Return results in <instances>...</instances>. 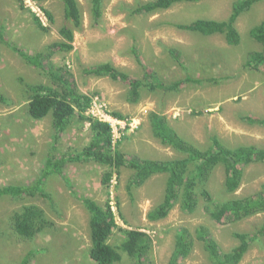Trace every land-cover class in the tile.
Instances as JSON below:
<instances>
[{
	"label": "rangeland",
	"instance_id": "1",
	"mask_svg": "<svg viewBox=\"0 0 264 264\" xmlns=\"http://www.w3.org/2000/svg\"><path fill=\"white\" fill-rule=\"evenodd\" d=\"M92 0H78L82 28L75 31L74 49L56 52L51 61L69 70L81 92L92 96L86 110L88 119L121 113L124 128L114 127V147L128 157L170 161L184 157L172 147L163 145L153 136L150 113L165 115L171 126L187 140L202 148L211 146L217 136L227 147L254 145L264 148V126L250 124L244 118H264V65L255 69L249 62L251 52L264 45L250 35V30L264 20V0L243 12L236 22L240 44L229 45L223 35L203 36L179 29L175 24L206 18L226 20L237 0H201L180 3L169 10L151 15L133 14L132 10L148 0H103L102 17L96 22L91 12ZM52 14L53 21L48 19ZM39 13V14H37ZM36 15L47 27H37ZM0 25L6 39L20 49L35 54L60 41V29L71 26L64 17L60 0H0ZM180 53L179 63L171 54ZM138 53L143 68L135 59ZM112 62L131 78L143 80L145 71L153 73L151 84L171 85L187 76L202 79V84L184 83L178 90L142 88L138 103L130 102V85L109 77H95L84 69ZM51 85L50 78L25 63L7 46H0V187L30 185L39 177L49 155L73 156L90 142L88 121L75 118L71 126L57 136L51 115L41 121L31 119L27 112L25 84ZM93 104L95 109L91 111ZM97 118V117H96ZM119 135V138H117ZM107 167L81 158L70 161L64 176L71 182L52 175L45 191L49 197L35 196L13 199L0 198V264H17L29 251L34 252L32 264H96L89 254L91 248L90 213L81 197H90L102 206L110 205L118 228L109 242L119 246L124 230L146 232L153 240L149 260L153 264H170L177 232L186 227L193 235L194 246L183 264H210L197 229L204 227L220 249L228 252L238 246L236 233H249L257 238L239 264H264V212L239 222L217 223L209 213L213 206L201 196L204 187L214 201L255 195L264 185V162L245 168L240 188L230 193L225 187V171L218 166L205 185L197 189L198 208L186 213L176 204L165 219L151 222L147 215L162 202L167 174H157L140 187L131 185L134 170L120 169L114 173L109 188L102 184ZM42 207L55 226L33 240L20 238L11 227V216L23 206ZM120 264H135L121 249Z\"/></svg>",
	"mask_w": 264,
	"mask_h": 264
},
{
	"label": "trees",
	"instance_id": "2",
	"mask_svg": "<svg viewBox=\"0 0 264 264\" xmlns=\"http://www.w3.org/2000/svg\"><path fill=\"white\" fill-rule=\"evenodd\" d=\"M64 8V17L71 26L64 25L59 33L61 40L50 44L44 51L30 54L6 39L5 28L0 25V46H7L18 54L28 65L39 69L51 80V85L44 83L25 84L27 97V112L31 119L41 121L51 115L54 131L57 136L64 133L75 118L80 122L88 121L92 137L89 144L76 155H49L39 177L30 185H7L0 187V198L43 196L49 197L45 191L47 179L57 175L64 179L68 188L72 189L71 182L64 176V169L70 161H79L81 158L95 161L108 169L102 179V184L109 188L114 173L119 176L122 167L134 170L131 185L140 187L151 177L157 174H167L164 198L155 208L149 211L147 218L156 222L168 217L174 206L180 203L181 208L188 214H193L198 208L199 196L197 189L200 182L205 185L210 181L212 173L218 166L225 171V187L230 193L236 192L244 179L245 168L264 162V148L254 145H239L234 148L227 147L217 136L211 138V146L202 148L197 144L182 137L171 126L165 115L153 112L149 119L153 136L163 145L172 147L184 155L181 159L170 161H157L128 157L118 147H114L112 127L109 123L88 119L86 110L91 106L92 96L80 91L73 74L58 67L51 61L56 52H70L74 49L75 31L82 28L83 18L78 0H60ZM201 0H148L142 2L132 10L133 14L151 15L169 10L180 3H197ZM262 0H237L231 14L226 20L199 18L189 23L175 24L179 29L200 33L203 36L223 35L229 45L240 44L241 35L236 27L239 16L248 11L255 3ZM93 19L97 22L102 17L103 0L91 1ZM48 19L52 22L53 16L47 12ZM34 16L38 28L47 30L42 21ZM250 35L264 45V20L250 30ZM171 54L179 61L180 53L172 50ZM136 61L146 69L138 53H134ZM182 61H179L181 63ZM250 66L257 69L264 65V49L251 52L249 55ZM182 64V63H181ZM84 73L95 77H109L114 81H122L130 85L129 100L138 103L141 98L142 88L154 91L157 88L164 90H178L184 83L202 84L204 80L187 76L183 80L171 85L164 83L151 84L153 73L145 71L143 80L131 78L128 73L116 67L112 62L94 65L84 69ZM6 98L0 90V101ZM114 116L123 119L121 113L114 112ZM125 119V118H124ZM250 124L264 126V118H244ZM207 186V185H206ZM201 196L212 208L210 216L217 223L225 221L239 222L264 212V185L262 190L255 195L235 197L225 201H214L211 193L205 187ZM82 203L90 213L91 248L90 258L96 264H120L122 256L120 249L127 254L135 264H153L149 254L153 248V240L146 232L140 230H124V239L119 246H113L109 240L114 230L118 228L115 213L112 207L102 206L93 198L81 197ZM55 226L54 221L48 217L45 210L35 204L23 206L11 216V227L20 238L33 240L35 237ZM198 238L203 241L209 255L210 264H239L248 252L251 243L257 238L249 233H236L238 246L228 252L220 249L217 242L211 237L206 228L199 227L196 231ZM193 235L186 227L181 228L176 234L174 251L170 264H183L182 258L189 256L193 249ZM33 251H29L17 264H32Z\"/></svg>",
	"mask_w": 264,
	"mask_h": 264
},
{
	"label": "built area",
	"instance_id": "3",
	"mask_svg": "<svg viewBox=\"0 0 264 264\" xmlns=\"http://www.w3.org/2000/svg\"><path fill=\"white\" fill-rule=\"evenodd\" d=\"M37 14H39V13H37ZM96 105H98V104H93L92 105L91 111H93L95 109ZM93 115H95L97 117V118L94 117L93 119L109 123L111 125V127H113V130H115L114 127L116 125H119L121 128H124V124H125L124 121L122 119L117 118L116 116L112 115L110 117V116L107 115V118H102L101 114L100 115H96V114L93 113ZM112 133H113V140H114V136H115L116 133L115 132H112ZM117 138H119V135H118ZM113 144H114V141H113Z\"/></svg>",
	"mask_w": 264,
	"mask_h": 264
}]
</instances>
